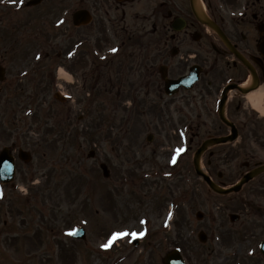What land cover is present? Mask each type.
<instances>
[{"label": "rangeland", "instance_id": "obj_1", "mask_svg": "<svg viewBox=\"0 0 264 264\" xmlns=\"http://www.w3.org/2000/svg\"><path fill=\"white\" fill-rule=\"evenodd\" d=\"M46 30L43 38L57 41L56 31ZM37 49L35 43L27 79L16 82L13 76L0 96V150L13 139L35 147L31 163L18 160V187L8 199V224L17 237L0 244V264H163L175 248L187 264H264L259 251L249 253V247L261 245L262 239L255 240L264 232L262 210L244 206L245 222L228 220L231 196L209 192L194 171L198 144L189 143L188 128L175 125L170 113L129 105L131 99L119 105L112 97L113 108L101 112L105 99L99 96L97 108H91L88 87L62 112L52 82L62 81L60 68L42 62L44 50ZM11 67L19 70L22 63L11 64L13 72ZM150 133L154 138L148 142ZM205 133L202 128L201 137ZM234 148L219 145L213 157L203 156V168L215 180L226 163L223 182L237 179L241 164L232 160ZM224 157L229 161L220 160ZM101 163L110 176H103ZM198 210L202 220L195 216ZM8 211L4 204L0 216ZM78 226L86 229L84 240L70 235ZM201 230L205 243L198 238Z\"/></svg>", "mask_w": 264, "mask_h": 264}, {"label": "flooded vegetation", "instance_id": "obj_2", "mask_svg": "<svg viewBox=\"0 0 264 264\" xmlns=\"http://www.w3.org/2000/svg\"><path fill=\"white\" fill-rule=\"evenodd\" d=\"M80 9L91 13L85 25H80L83 19H74ZM51 22L58 29V42L49 44L57 51L56 65L73 78L72 84L60 85L63 93L71 96L80 84L89 83L92 108H97L99 96L105 99L99 102L101 112L112 109L115 97L119 105L131 99L127 103L143 112L178 114L189 125L190 142L199 143L230 134L232 126L221 121L218 112L224 87L234 84L225 114L236 137L225 145L235 147L232 160L242 163L238 178L264 162V105L262 110L255 108L239 89L254 78L264 86V0H0V34L9 32L12 40L2 42L0 36V67L5 70L1 90L7 75L21 78L30 62L34 32ZM19 63L22 67H11V72V64ZM184 76H189L185 84L175 87L172 82ZM11 145L13 151L20 147L16 140ZM214 155L213 151L209 158ZM226 164L217 172L221 185L227 183ZM263 179L264 173L251 180L248 184H255L240 197L243 205L252 202L249 209H264ZM14 188L0 187L9 210ZM231 201L238 204V196H231ZM3 204L0 201V210ZM6 215L11 217V210ZM12 238L8 220L0 216V241Z\"/></svg>", "mask_w": 264, "mask_h": 264}, {"label": "water", "instance_id": "obj_3", "mask_svg": "<svg viewBox=\"0 0 264 264\" xmlns=\"http://www.w3.org/2000/svg\"><path fill=\"white\" fill-rule=\"evenodd\" d=\"M226 138H215V139H212V140H207L204 142V144L197 150L196 154H195V158H194V165H195V169H196V172L202 176L207 182L208 184L210 185V187L217 193H228L230 190H225L221 187H219L218 185H216L214 182H212L209 178L208 175H206L202 170H201V167H200V157H201V154L206 150V148L208 147V145H213V144H217V143H220V142H223L225 141ZM10 159L11 163L8 164V159ZM4 160H7V161H4ZM0 163L2 165H0V175L1 177H4L6 178V181L9 180V178L11 177V175H13V172H14V166H13V159L7 155L6 152H3L2 155L0 156ZM104 168V171H105V174L107 175L108 174V170L105 166H103ZM264 170V167L262 168H259L258 170H255L249 174H247L245 176V178L243 179V181H241L238 185H236L235 187H233L231 190H239L242 186L243 183H245L246 181H248L250 178H252L254 175H256L257 173H259L260 171H263ZM9 173V174H8ZM197 216L199 218L202 217V214L200 212L197 213ZM80 233L83 231V230H78ZM83 236V234H82ZM200 239L201 240H205V234L201 233L200 234ZM262 250L264 252V243H263V246H262ZM164 264H184L180 254H179V251L178 250H175L173 252H170L165 260H164Z\"/></svg>", "mask_w": 264, "mask_h": 264}, {"label": "bare ground", "instance_id": "obj_4", "mask_svg": "<svg viewBox=\"0 0 264 264\" xmlns=\"http://www.w3.org/2000/svg\"><path fill=\"white\" fill-rule=\"evenodd\" d=\"M262 94H263V90L261 91L257 90V91H253L252 93L248 95V99L251 101V103L253 104L255 108H258V109L261 108L260 103H261Z\"/></svg>", "mask_w": 264, "mask_h": 264}, {"label": "snow or ice", "instance_id": "obj_5", "mask_svg": "<svg viewBox=\"0 0 264 264\" xmlns=\"http://www.w3.org/2000/svg\"><path fill=\"white\" fill-rule=\"evenodd\" d=\"M12 2H16V0H12Z\"/></svg>", "mask_w": 264, "mask_h": 264}]
</instances>
